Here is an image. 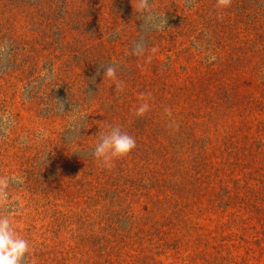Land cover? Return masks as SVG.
<instances>
[{
    "label": "rangeland",
    "instance_id": "1",
    "mask_svg": "<svg viewBox=\"0 0 264 264\" xmlns=\"http://www.w3.org/2000/svg\"><path fill=\"white\" fill-rule=\"evenodd\" d=\"M0 178L25 264H264V0H0Z\"/></svg>",
    "mask_w": 264,
    "mask_h": 264
},
{
    "label": "clouds",
    "instance_id": "2",
    "mask_svg": "<svg viewBox=\"0 0 264 264\" xmlns=\"http://www.w3.org/2000/svg\"><path fill=\"white\" fill-rule=\"evenodd\" d=\"M105 68L104 77H115L116 69L113 66ZM148 108L147 103L142 104L136 110L137 116H142ZM94 136L97 139L92 145V154L102 167H111L115 160L128 156L137 147L136 139L119 126L108 125L107 131L100 129L98 135ZM13 179L0 178V202L8 200L7 189ZM30 254V241L19 234L7 215H0V264H25Z\"/></svg>",
    "mask_w": 264,
    "mask_h": 264
}]
</instances>
